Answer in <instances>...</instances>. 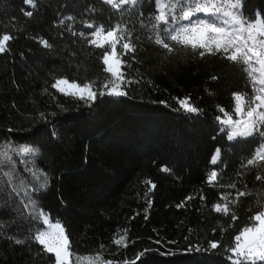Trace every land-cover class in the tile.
Here are the masks:
<instances>
[{"label": "trees", "instance_id": "obj_1", "mask_svg": "<svg viewBox=\"0 0 264 264\" xmlns=\"http://www.w3.org/2000/svg\"><path fill=\"white\" fill-rule=\"evenodd\" d=\"M34 4L0 0V34L14 37L0 54V136L39 149L34 164L47 173L48 184L32 194L38 210L64 226L79 255L99 252L117 264H231L227 249L234 236L264 205V181L256 179L264 170L242 168L261 138L230 141L216 121L222 115L217 105L232 110V92L251 91L241 70L219 55L168 53L157 45L154 0L118 9L103 0ZM244 5L245 16H264V0ZM89 23L118 24L135 45L123 57L127 95L89 104L51 87L60 77L95 81L96 88L108 79L103 50L79 35L92 31ZM186 96L198 113L180 109L178 99ZM217 148L221 157L213 164ZM213 170L217 180L209 184ZM232 183L235 188L228 187ZM239 191L252 194L231 203ZM9 193L5 184L0 264H54V255L32 239L41 223ZM216 203H228L230 213H217ZM120 237L125 240L115 244ZM213 241L220 246L211 249Z\"/></svg>", "mask_w": 264, "mask_h": 264}, {"label": "snow or ice", "instance_id": "obj_2", "mask_svg": "<svg viewBox=\"0 0 264 264\" xmlns=\"http://www.w3.org/2000/svg\"><path fill=\"white\" fill-rule=\"evenodd\" d=\"M106 2L118 9L121 5L135 4L136 0H106ZM154 2L157 13L153 16L156 22L153 28L157 29L155 34L157 45L168 53L190 50L192 54L200 57L219 55L241 70L246 86L251 91L232 92L234 101L232 110L226 111L217 105L222 115H218L216 121L221 125L220 130L227 132V138L230 141L256 136L261 138L259 146L247 159L246 164H242V168L255 166L264 170V16L259 12L251 18L245 16L244 0H154ZM24 3L35 6L34 0H24ZM25 15L31 17L33 13L27 11ZM60 23L63 24L64 21L61 20ZM86 27L92 31L87 34L81 32L79 35L87 40L88 45L103 50L101 60L104 71L110 73V78L100 88H96L95 81L77 83L75 80L69 82L67 78L60 77L55 78L51 87L64 95L89 104L105 95L111 97L127 95L122 85L129 82L123 71L128 61L123 57L129 52H134L135 45L131 39L125 38L124 30L118 24L109 26L107 29L104 25L91 23ZM128 35L131 36L130 33ZM13 38L7 32L0 34V54L9 50L8 45ZM39 42L45 48L51 47L43 38H40ZM118 45H120V51L117 49ZM211 79L215 80L217 77L213 76ZM190 101L191 98L188 96L179 98L180 109L186 113H198L200 109ZM40 117L46 119L43 113ZM221 151L220 148L215 150L211 157L213 164L220 159ZM38 155L39 149L33 145H13L11 142L0 144V191L6 184L10 188V195L19 197L25 209L31 208L28 215L32 219L42 220L47 226L37 230L32 239L43 246L42 251L54 255V264H117L111 260H103L99 252L94 255H79L71 251L70 240L64 226L59 221L53 223L42 209L37 210L32 194L47 187V173L40 169L25 167V171L30 173L34 183L26 182L17 172L16 158H19L21 164L27 165L34 163ZM5 166L7 171H4ZM162 170L169 171L167 168ZM217 175L215 170L211 171L207 178L208 183L215 182ZM256 179L264 181V176L258 174ZM152 187L154 188L155 185ZM228 187L235 188L236 185L232 183ZM251 194V192L239 191L236 194V200L231 203H236L239 197ZM191 198L186 197L185 200ZM221 199L227 200V196H221ZM183 204L184 202H181L177 207H182ZM257 204H260L259 200ZM213 209L225 215L231 211L228 203H216ZM231 218L237 219L234 214ZM124 240L125 237L114 238L113 242L121 245ZM15 243L22 244L23 241L17 239ZM219 246L216 241L210 242L211 249ZM103 247L101 245V248ZM227 251L231 253L228 256L231 264L264 262V205L253 212L249 217V223L234 236L233 244Z\"/></svg>", "mask_w": 264, "mask_h": 264}, {"label": "rangeland", "instance_id": "obj_3", "mask_svg": "<svg viewBox=\"0 0 264 264\" xmlns=\"http://www.w3.org/2000/svg\"><path fill=\"white\" fill-rule=\"evenodd\" d=\"M104 2H106V0H103ZM139 3V0H136V3L135 4H131V3H129V4H126V5H129V6H135V5H137ZM111 5V4H110ZM123 6H125V5H121L120 7H123ZM110 78V73H109V77H108V79ZM107 79V80H108ZM106 80V81H107ZM105 81V82H106ZM69 82H72V81H69ZM105 82H103L102 84H104ZM101 84V85H102ZM101 85L99 86V88L101 87ZM235 118V117H234ZM8 142H10L9 140H7V139H5V138H3L2 136H0V144H4V143H8ZM11 144H13L12 142H11ZM13 145H19V144H13ZM17 159V172H18V174H19V176L20 177H22L26 182H29V183H34L33 181H32V177H31V175H30V173H28V172H26L25 171V167H29V168H34V169H37L36 167H35V164L34 163H29V164H27V165H25V164H21L20 162H19V158H16ZM8 169H7V167L5 166L4 167V171H7ZM17 183H19V181L17 180ZM27 202V201H26ZM31 210V208H29V211ZM37 210H38V208H37ZM48 217H49V215H48ZM49 219L53 222V223H55L56 221H54V220H52L50 217H49ZM38 222H40L41 223V227L39 228V229H42V228H46L47 226L46 225H44L43 224V222H42V220H37ZM38 229V230H39Z\"/></svg>", "mask_w": 264, "mask_h": 264}]
</instances>
